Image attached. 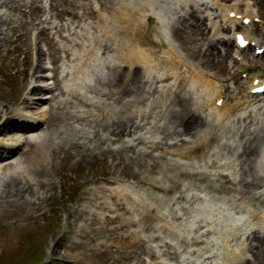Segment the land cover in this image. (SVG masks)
Wrapping results in <instances>:
<instances>
[{
    "label": "rangeland",
    "instance_id": "obj_1",
    "mask_svg": "<svg viewBox=\"0 0 264 264\" xmlns=\"http://www.w3.org/2000/svg\"><path fill=\"white\" fill-rule=\"evenodd\" d=\"M190 2L163 0L169 25L184 29L182 23L192 12ZM226 5L236 6L240 13L253 10L259 15L260 23L252 24L246 31L259 45H264V7L257 0H231ZM98 6V0H0V109L9 106L13 113L28 116L39 130L33 140L35 147L26 145L25 137H14L13 127L0 133V150L3 147L25 153L24 163L0 173V264H35L24 251L31 243L43 254L40 264L253 261L252 234L264 236V226L256 216L264 212V143L256 161L247 163L241 155L250 140L264 136V101L255 110L256 116L248 119L251 108L242 112L243 116L237 114L225 121L207 117L205 109L201 116L207 118L209 125L196 139L197 146L188 150V159L177 154L193 145L181 146L184 137L173 136L174 118L170 116L181 109L174 104L177 94L189 100L186 109H194L193 104L199 101L198 88H192L183 67L175 79L167 66H159V71L169 79L154 83L156 93L144 95L138 87L128 88L132 94L124 102L134 104L126 106L134 116L147 108H157L153 118L143 123H152L142 133L144 136L148 132L143 143H127L130 136L123 140L108 137L104 127L109 119L99 124V110L85 108L69 94L55 92L54 99L34 114L24 108L23 101L29 97L26 90L35 82L33 72L39 51L46 75L57 68L63 86L74 81L66 78L68 65L83 77L77 65L90 60L89 66L96 69H89L88 87L108 93L115 90L106 85L113 77L108 63L125 66L118 62L115 53L105 58L100 54L97 60L90 59L85 50L72 49L79 60L75 64L57 53V48L64 50L69 44L55 34V25L64 26L66 36L71 26L73 30L85 27L90 33L87 45L93 43V35L97 37L91 29L94 19L79 20L71 14L83 17L88 9ZM224 14L218 12V17H213L217 35L211 37L233 44L229 56L222 51L219 57L209 59L205 55L208 44L197 42L200 37H193L188 31L182 43L170 39V30L166 32L188 70L212 73L225 86L226 99L235 105L236 100L246 101L249 78L264 80V55L257 57L254 49L249 48L239 53L244 62L237 61L235 37L225 30L228 26ZM155 20L148 23L147 29L154 27ZM77 33L74 39L82 43L83 33L80 29ZM153 49L158 57L166 58L165 49ZM28 51L33 59L28 57ZM143 75L147 76L146 72ZM42 82L39 85L43 86ZM80 92L82 99H91L113 118L121 111L120 105H112L113 100L88 94L86 90ZM90 112L94 115L90 123L76 121L75 116ZM191 137L187 140L192 142ZM251 169L256 173L246 174ZM14 179L25 189L30 187L24 199L2 193L5 184ZM253 184H259L258 188ZM153 186L161 190H154ZM118 203L130 212L119 209ZM261 253L259 264H264Z\"/></svg>",
    "mask_w": 264,
    "mask_h": 264
},
{
    "label": "bare ground",
    "instance_id": "obj_2",
    "mask_svg": "<svg viewBox=\"0 0 264 264\" xmlns=\"http://www.w3.org/2000/svg\"><path fill=\"white\" fill-rule=\"evenodd\" d=\"M98 2V8L88 9L83 17L75 12L71 14L73 18L79 20L86 19L87 17L94 19L91 24V29L97 34V37L94 35L92 37L94 45L90 42H88L90 45H87V41L90 39V33L87 28L77 26L75 30H73V27L71 26L68 31L70 34L66 36L63 33L65 27L55 25V34H57L62 41L69 44L68 47L64 46L66 47L64 50L60 47L57 48V53H62L71 64H75L78 60L77 56L71 53L72 49L74 50L78 48L85 50L86 55H88L90 59L96 57L97 60L100 54L105 58L115 53L118 62L120 64H125V66L121 65L114 67L111 63H108L113 77L106 85L108 86L109 84V86L115 90L108 93L101 89L93 90L87 86L86 82L89 80V69L91 67L96 69V66H89L90 60L85 61L83 64L82 62L78 63L77 65V70H79V73L83 75V77H80L77 72H75L76 69H74L73 66L68 65V74L66 75V78L73 77L75 78V81L72 87L63 86L62 80L58 76L59 72L57 71V68H54L51 75H46L47 68L46 71H44L45 68L42 67L43 54L39 51L38 58L36 59V66L34 67L35 71L33 72V79L35 82L32 87L27 88L26 91L29 97L23 101L24 108L30 110L31 113L34 114L36 111H40V108L45 104L47 105L49 100L54 99V94L58 91L63 96L69 94L75 100H79L81 105L85 108H97L100 112L96 117L99 124L105 123L104 120L109 119L108 124L104 127V130L108 132V137L111 136L123 140L125 137L130 136L132 139L127 140V143L130 144L136 141L143 143L144 136L147 135L148 132L145 133L144 136L142 133L150 126V124H152L143 123H145L146 120L153 118L157 108H147L144 112H140L134 116L133 112L130 113L128 107H126L127 104H134L130 101L124 102L125 97L132 94L129 92L128 88H132L133 86L138 87V91H142L144 95L147 92L156 93L155 89H153L154 83L165 82L169 79L168 76L166 77L159 71V66H167L169 69L168 72L175 79L179 78L178 71L183 67L186 69L192 88H198L199 101L193 104L195 106L194 109L192 107L186 109L187 106H189V100L182 97V95L177 94L174 104L178 107L180 106L181 109L179 112L170 114V116L174 118L172 122L173 136L184 137L181 139V146L187 145L188 143L193 145L190 148H186L185 151L178 152L177 154L179 158L188 159V150H192L197 146L196 139L209 125L207 118L201 116L202 114H205V109L207 111V117L214 118L216 121H225L234 118L237 114L243 116L242 112L251 108L253 111L249 114L250 116H247L246 119H248L255 115V110L258 106L262 105L261 102L264 101V96L254 97L251 94L246 97L245 102L236 100L234 103L235 105L230 104L224 97L226 94L225 86L223 85V87H221V83L212 74L204 72L203 70L194 68L188 70V67L182 61L179 52L175 51L171 41L168 40L166 36V30L170 29V39L181 41L183 43L184 35L190 31L191 36L200 37L197 42L208 44L205 55L209 59H211V57H219L222 51H225L229 56L233 52V44L223 38L217 39L216 41L212 38L217 35L213 17H218L216 15L218 12L220 15L226 13L224 14V22L228 27L224 29L229 33H233V36L235 37L236 33H240L241 30L246 27V25H243L244 19L251 17L254 19L257 17V15L252 12L253 10L250 13L248 11L240 13L236 6L229 7L226 5V3H230L231 0H189L193 5L192 12L189 14L187 20L182 23L184 29H181L175 24L169 25L164 22V19L167 18V16L163 11V0H98ZM257 2L260 4V7H264V0H257ZM231 13H235L236 17L244 14L242 22H240L238 18H231ZM153 18L156 19L154 27L147 29L148 23ZM77 29H80L83 33L82 43L74 39L75 36L79 35ZM207 30H209L208 33ZM161 31H163V33H161ZM244 34L249 40L255 42V39L250 36L249 33L244 32ZM53 42L54 38L50 44L53 45ZM154 47L165 49L166 58L158 57L157 52L153 49ZM184 47L186 48V46ZM235 54L238 55V52ZM27 55L30 58L32 57V54H30L29 51L27 52ZM103 62H105V60ZM143 72H146L147 76H144ZM255 79L256 78L253 77L248 80L250 88L253 86L252 84ZM41 82L43 83V86L39 85ZM142 83L144 86H142ZM80 90H86L88 94L90 93L111 101L113 100L112 105H120L121 111H119L117 115L115 114V117L113 118V116H110L108 110H104V108L94 105L91 99H82ZM243 92V90H239L240 94H244ZM43 93L46 94L43 96ZM40 97L43 101L39 99ZM220 100H223L222 107L216 105ZM262 108L264 109V106H262ZM15 113H13L9 106H3L2 109H0V133L9 127H14L16 130L12 133L14 134V137L17 135H23V133L26 132L31 136L29 145L35 147L36 143L34 144L33 140L36 135H33V133L37 129V125L32 124L28 119V116L21 114L18 111ZM93 117L94 115L90 112L84 116H75V119L77 122L82 121L90 123ZM57 119L62 120V117L58 116ZM241 120L242 119H240V121ZM109 123L112 124L109 125ZM95 135H98L96 131ZM190 136H192V142L187 140ZM25 143H28V139L25 140ZM263 143L264 136L259 138L255 137L250 140L248 145H245L243 148L244 150L241 155L242 159L247 163L256 161V158L261 152L260 146ZM203 144H205V142H203L202 145ZM2 150L8 152L7 148H3ZM24 154H19L17 152L14 153V151L10 152L2 159L3 164L0 165V173L2 174L7 169H13V167L24 163ZM39 156L42 158L41 154H39ZM249 172L256 173V171L251 169L247 171L246 174ZM256 181H259L258 177L256 178ZM258 185L259 184H253V187L258 188ZM29 189L30 187L25 189L20 186L19 181L14 179L5 184L2 193L11 198L19 197L20 199H24ZM153 189L157 191L161 190V188L156 186H153ZM116 193L118 194L117 196L127 199L126 195H121L118 192ZM117 207L127 213L130 212L126 209L124 204L118 203ZM256 216H258V223L264 226V212L257 214ZM251 238L253 261H247L243 264H259L261 256L259 257L258 253L260 254L261 251L263 252L262 258H264V236L261 237L259 233H254ZM51 250L54 252L55 249L51 248ZM240 251L241 250H239V252Z\"/></svg>",
    "mask_w": 264,
    "mask_h": 264
}]
</instances>
